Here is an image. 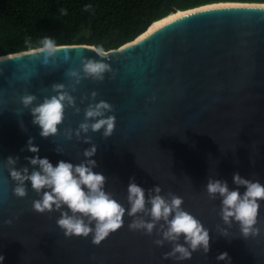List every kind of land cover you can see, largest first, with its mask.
<instances>
[{
    "label": "water",
    "instance_id": "1",
    "mask_svg": "<svg viewBox=\"0 0 264 264\" xmlns=\"http://www.w3.org/2000/svg\"><path fill=\"white\" fill-rule=\"evenodd\" d=\"M171 1L166 0L164 8L169 14L179 12ZM67 46L47 63L43 54L27 51L9 54L0 62L4 264H226L216 259L224 252L231 264H264V202L258 211L260 234L245 238L237 222L225 224L221 219V198H210L206 191L210 179L236 188L234 173L264 183V3H214L185 10L109 50L108 57H100L94 46ZM86 59L103 61L112 71L103 81L82 78L75 84L68 73L75 70L83 77ZM55 84L64 85L75 106H66L57 133L43 138L21 97L34 95L35 106L56 94ZM100 100L112 106L107 115L115 116L113 133L104 137L103 130H89L78 136L85 109ZM30 137L39 146L38 155L53 166L60 160L74 165L85 161V149L94 145L93 170L104 175V190L126 211L133 177L145 190L146 201L155 186L166 197L169 193L183 197L182 207L209 230V251L197 250L182 262L166 259L172 245L153 243L160 238L157 230L164 221L149 236L129 230L127 214L123 225L99 245L91 242V234L65 237L56 225L59 211L32 209L39 196L30 182L24 198L14 194L7 158L18 157L15 167H27L30 173L34 166L26 157L35 155L26 147ZM62 210L68 211L66 206ZM179 242H184L183 236Z\"/></svg>",
    "mask_w": 264,
    "mask_h": 264
},
{
    "label": "clouds",
    "instance_id": "2",
    "mask_svg": "<svg viewBox=\"0 0 264 264\" xmlns=\"http://www.w3.org/2000/svg\"><path fill=\"white\" fill-rule=\"evenodd\" d=\"M84 7L87 11L92 5L86 4ZM60 11L62 15H67L65 8H61ZM67 47L69 46L60 45L55 39L45 36L37 46L28 49L27 52L43 54V62L47 63L50 57L54 58L60 49ZM94 50L100 57L110 55L103 45L94 46ZM65 58L67 59V55ZM8 59L7 55L0 56V62ZM81 71L83 77L75 70L68 73L75 79V84H79L82 78L103 81L104 74L111 72L112 69L103 61L86 59L82 62ZM53 90L56 92L55 95L46 97L42 103L35 106H32L36 100L34 95L21 97L24 107H30L32 122L40 128V136L43 138L54 136L58 131L57 126L63 120L65 107L75 106V98L64 90V85L55 84ZM96 95L94 91L93 98ZM76 111L79 112V108H76ZM111 111L112 106L107 101L90 103L85 109V119L80 123L77 135L79 136L81 131L87 133L89 130L93 132L103 130L104 137L110 136L116 124L115 116L107 115ZM26 147L29 152L35 154L26 157L29 164L34 166L30 173L27 167L23 169L15 167L18 157L7 158V164L10 166L9 175L15 182L14 194L24 198L27 194L26 182H30L32 189L39 196V199L32 201V209L37 213L59 211L56 225L63 231L65 237L86 238L91 234V242L99 245L110 233L123 225L122 218L127 214L131 218L129 230L142 231L149 236L153 234L157 223L164 221L167 227L160 226L157 230L160 238L155 239L153 243L158 247L163 246L165 242L172 245L171 251L165 253L166 259L173 258L177 262H182L190 259L197 250H202L204 254L209 251V230L198 218L182 207L184 200L181 196L169 193L166 197L160 194L161 188L155 186L150 190L146 201L145 190L135 183L133 177L130 178L127 188L126 211L111 193L104 190V175L93 170L96 161L90 158L96 152L94 145L85 149L83 155L88 158L85 161L74 165L69 161L60 160L55 166L47 157L41 158L38 155L39 146L33 143V138H29ZM233 183L237 187L230 189L226 181L210 179L206 185L207 194L213 199L217 195L221 198L220 217L225 224L235 221L245 238L250 235L257 236L260 234V228L257 226L258 211L261 202H264V183L243 178L239 173L233 174ZM241 186L243 192L240 191ZM146 204H150V207H146ZM64 206L68 211L62 210ZM145 216H150L151 219L146 220ZM223 234L227 235L226 232ZM181 236L183 243L179 242ZM216 259L231 264L227 252L219 254ZM4 260L5 257L0 255V264H4Z\"/></svg>",
    "mask_w": 264,
    "mask_h": 264
},
{
    "label": "trees",
    "instance_id": "3",
    "mask_svg": "<svg viewBox=\"0 0 264 264\" xmlns=\"http://www.w3.org/2000/svg\"><path fill=\"white\" fill-rule=\"evenodd\" d=\"M166 0H0V56L27 51L48 36L60 45L118 49L169 15ZM264 0H172L179 11L214 3ZM92 5L87 11L85 5ZM65 8L67 15L60 9ZM81 35L79 40L77 37Z\"/></svg>",
    "mask_w": 264,
    "mask_h": 264
},
{
    "label": "bare ground",
    "instance_id": "4",
    "mask_svg": "<svg viewBox=\"0 0 264 264\" xmlns=\"http://www.w3.org/2000/svg\"><path fill=\"white\" fill-rule=\"evenodd\" d=\"M182 13H185V11H179V12H177V13H170L169 15H167L165 18H163V19H161V20H159V21H156V22H154L148 29H147V31H149L150 29H152L153 27H155L156 25H158V24H160V23H162V22H164V21H166V20H168V19H170V18H172V17H175V16H177V15H179V14H182ZM146 31V32H147ZM145 32V33H146ZM144 34V33H143ZM142 34V35H143Z\"/></svg>",
    "mask_w": 264,
    "mask_h": 264
}]
</instances>
